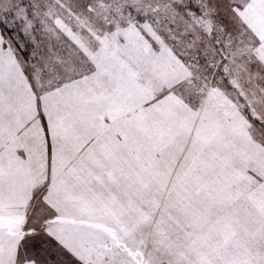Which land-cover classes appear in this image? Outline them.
Listing matches in <instances>:
<instances>
[{
	"label": "snow or ice",
	"instance_id": "snow-or-ice-1",
	"mask_svg": "<svg viewBox=\"0 0 264 264\" xmlns=\"http://www.w3.org/2000/svg\"><path fill=\"white\" fill-rule=\"evenodd\" d=\"M0 264H264V0H0Z\"/></svg>",
	"mask_w": 264,
	"mask_h": 264
}]
</instances>
